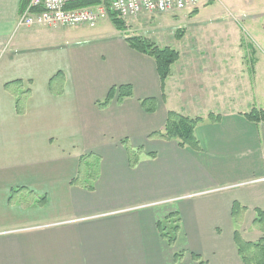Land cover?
<instances>
[{
    "label": "crops",
    "instance_id": "obj_1",
    "mask_svg": "<svg viewBox=\"0 0 264 264\" xmlns=\"http://www.w3.org/2000/svg\"><path fill=\"white\" fill-rule=\"evenodd\" d=\"M20 3L0 0V264H199L195 256L244 264L231 210L235 202L246 209L243 241L262 238L252 223L264 212V123L210 111L220 119L196 126L199 150L148 137L163 129L168 111L202 115L190 86L208 60L232 69V80L242 77L240 45L213 46L209 59L186 63L191 84L168 79L163 94L154 60L130 49L121 31L68 41L52 33L57 26H18ZM59 72L64 90L54 96L49 81ZM17 80L31 93L22 116L4 90ZM127 85L131 97L98 108L110 89ZM150 98L156 109L146 113L141 102ZM124 140L146 153L134 168ZM87 153L101 160L92 191L71 184ZM19 188L45 204L11 205ZM172 213L180 218L173 246L157 228Z\"/></svg>",
    "mask_w": 264,
    "mask_h": 264
},
{
    "label": "rangeland",
    "instance_id": "obj_2",
    "mask_svg": "<svg viewBox=\"0 0 264 264\" xmlns=\"http://www.w3.org/2000/svg\"><path fill=\"white\" fill-rule=\"evenodd\" d=\"M122 21L125 24L121 32L107 18L93 27L57 26L52 33L70 41L81 35L85 37L94 30L107 34L118 31L124 37L146 39L160 49L170 48L178 54V58L172 64L167 80L171 79L172 84L180 83L182 86L185 82L191 84V72L187 68L183 69V65L196 63L197 59H209L213 54V46L235 49L234 46L240 45L239 52L242 58L245 56L247 65L242 77L235 75V80H232V69L216 68L211 60L205 62V66L198 68L200 75H194L190 86L198 98L195 100L197 112L205 114L184 116L204 117L202 120L208 121L210 111L264 110V0H210L207 5L193 12L183 10L144 14ZM247 70L250 71V77ZM179 100L175 99L177 103ZM214 113L210 114L214 116Z\"/></svg>",
    "mask_w": 264,
    "mask_h": 264
},
{
    "label": "trees",
    "instance_id": "obj_3",
    "mask_svg": "<svg viewBox=\"0 0 264 264\" xmlns=\"http://www.w3.org/2000/svg\"><path fill=\"white\" fill-rule=\"evenodd\" d=\"M30 0H21L20 12L24 11ZM100 4L99 0H78L71 2L66 6L68 10L95 7ZM106 6L108 1L105 0ZM109 18L113 25L118 30L124 29V21L119 19L115 13L109 11ZM125 42L128 47L137 53L152 58L156 65L157 74L161 83L162 93L165 89L166 80L170 74V68L172 64L177 60L178 54L170 48L160 49L150 41L141 37H125ZM252 73V72H251ZM65 77L64 74L59 72L49 81V91L54 96H61L64 90ZM6 93L11 95L15 100L16 114L22 116L26 112V102L29 99L31 93L29 89H25L22 81H12L4 85ZM164 94V93H163ZM117 97L118 101L124 98L132 96V90L130 86H121L112 88L108 92L106 98L97 103L98 108H107L114 97ZM141 106L146 113H153L156 109V101L153 98L143 100ZM248 121L259 124L264 123V110L252 108L249 112L243 115ZM207 122L215 123L220 119L219 115L209 114ZM201 118H190L184 116L175 111H168L166 121L163 129L153 132L148 137L150 139H158L163 141H174L181 148H191L199 150V143L195 137V128L202 122ZM122 145L125 148L128 164L131 168H134L140 161L142 155H146L142 147L133 148L127 140L122 141ZM150 157H154V153H148ZM100 157L94 153H87L80 157L78 162V172L76 177L71 181V184L92 191L94 184L98 180L100 172ZM11 205L18 204L23 208H29L32 205L43 206L46 202L45 197L36 196L33 192L19 188L13 190L9 197ZM246 209L240 206L238 203H234L231 210L232 219L235 225L234 238L238 253L244 262V264H264V212L257 210L256 217L253 220L252 226L262 233V238L257 242H245L240 238L239 227L242 224L243 216ZM180 218L176 213L168 215L164 222H158L157 228L160 231L167 242L173 246L176 235L179 230ZM177 256V255H176ZM179 256V255H178ZM194 259L199 261V264H203L195 256Z\"/></svg>",
    "mask_w": 264,
    "mask_h": 264
},
{
    "label": "built area",
    "instance_id": "obj_4",
    "mask_svg": "<svg viewBox=\"0 0 264 264\" xmlns=\"http://www.w3.org/2000/svg\"><path fill=\"white\" fill-rule=\"evenodd\" d=\"M78 0H30L22 14L20 27H93L109 18V11L125 20L144 14L191 12L205 6L210 0H99L95 7L68 10L66 6ZM264 181V179L262 180Z\"/></svg>",
    "mask_w": 264,
    "mask_h": 264
}]
</instances>
